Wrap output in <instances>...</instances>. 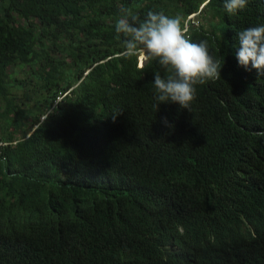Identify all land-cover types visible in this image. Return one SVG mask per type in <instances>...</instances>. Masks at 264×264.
I'll return each mask as SVG.
<instances>
[{
  "label": "trees",
  "instance_id": "trees-1",
  "mask_svg": "<svg viewBox=\"0 0 264 264\" xmlns=\"http://www.w3.org/2000/svg\"><path fill=\"white\" fill-rule=\"evenodd\" d=\"M120 5L221 60L189 110L153 109ZM260 25L264 0H0V264H264V76L235 56Z\"/></svg>",
  "mask_w": 264,
  "mask_h": 264
},
{
  "label": "clouds",
  "instance_id": "clouds-1",
  "mask_svg": "<svg viewBox=\"0 0 264 264\" xmlns=\"http://www.w3.org/2000/svg\"><path fill=\"white\" fill-rule=\"evenodd\" d=\"M248 2L224 0V9L235 15L245 9ZM199 15L200 11L188 16L186 22L199 26ZM114 30L118 37H122V56H139L141 70L155 61L167 73L164 76L159 71L153 74L152 107L156 112L161 104L168 103L189 110L196 99L197 86L221 78V60L213 57L206 40H192L183 17L179 15L149 10L141 17L132 8L120 5ZM237 41L235 56L238 65L248 71L254 69L258 76H264V25L238 31ZM162 122L167 127H174L167 117H163ZM254 135L264 136V131Z\"/></svg>",
  "mask_w": 264,
  "mask_h": 264
},
{
  "label": "rangeland",
  "instance_id": "rangeland-1",
  "mask_svg": "<svg viewBox=\"0 0 264 264\" xmlns=\"http://www.w3.org/2000/svg\"><path fill=\"white\" fill-rule=\"evenodd\" d=\"M201 20V19H200ZM201 23H203V20L201 21ZM141 63V60L139 59V64Z\"/></svg>",
  "mask_w": 264,
  "mask_h": 264
},
{
  "label": "built area",
  "instance_id": "built-area-1",
  "mask_svg": "<svg viewBox=\"0 0 264 264\" xmlns=\"http://www.w3.org/2000/svg\"><path fill=\"white\" fill-rule=\"evenodd\" d=\"M1 145H5V144L0 143V146H1Z\"/></svg>",
  "mask_w": 264,
  "mask_h": 264
}]
</instances>
